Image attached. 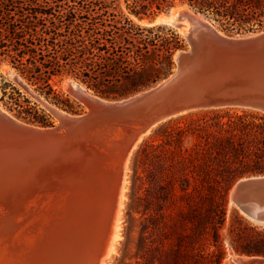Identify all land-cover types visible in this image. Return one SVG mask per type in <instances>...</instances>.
<instances>
[{
    "label": "trees",
    "instance_id": "1",
    "mask_svg": "<svg viewBox=\"0 0 264 264\" xmlns=\"http://www.w3.org/2000/svg\"><path fill=\"white\" fill-rule=\"evenodd\" d=\"M177 4L225 32L264 24V0H0V66L46 96H62L51 81L71 76L101 96L126 97L166 77L186 46L172 26L132 17ZM0 91L9 112L44 124L47 114L2 74ZM133 171L129 215L148 221L150 233L158 216L171 219L173 233L163 227L159 235L173 237L172 264H222L225 243L237 254L264 256V227L234 207L227 215L231 185L264 174V113L224 107L170 118L140 143Z\"/></svg>",
    "mask_w": 264,
    "mask_h": 264
},
{
    "label": "water",
    "instance_id": "2",
    "mask_svg": "<svg viewBox=\"0 0 264 264\" xmlns=\"http://www.w3.org/2000/svg\"><path fill=\"white\" fill-rule=\"evenodd\" d=\"M182 6L187 9L183 15L189 18L186 30L177 21V11L146 21L147 25L182 29L187 43L174 54L171 73L154 85L119 100H107L89 93L80 83L77 87L69 83L68 92L85 104L87 111L69 114L46 105L59 117L58 123L50 126L27 124L0 109V188L15 184L24 187L41 178L43 196L68 181L76 186L87 183L89 188L97 176H102L104 188L112 187L108 197L111 208L123 156L152 125L199 109L232 107L264 113V30L230 36L216 29L202 13L187 4ZM117 157L123 159L118 162ZM110 160L118 162L111 174L107 171ZM67 168L73 171L67 174ZM101 172L105 173L99 175ZM227 199L247 220L263 224L264 174L237 179ZM40 204L41 199L31 213L16 214L10 231L24 227L40 211ZM109 218L108 212L106 229ZM104 237L96 241L87 264L97 263ZM9 241L6 259H11L21 243L18 237ZM235 261L264 264V256L242 254Z\"/></svg>",
    "mask_w": 264,
    "mask_h": 264
},
{
    "label": "bare ground",
    "instance_id": "3",
    "mask_svg": "<svg viewBox=\"0 0 264 264\" xmlns=\"http://www.w3.org/2000/svg\"><path fill=\"white\" fill-rule=\"evenodd\" d=\"M185 10H187L186 6H181L175 7L171 12H178L177 21L184 26V30L189 26V18L183 15ZM5 72L13 76L16 81L22 82L20 77L9 67L5 68ZM69 83L74 87L80 85L73 80H70L68 85ZM1 111L4 112L2 109ZM151 127L149 128L151 129ZM148 129L141 134L142 137L146 131L148 132ZM123 157L126 159L127 154ZM116 160L121 161L118 157ZM126 161L128 162V160ZM66 171L69 174L73 170L67 168L64 172ZM104 173L101 172L99 175ZM34 179L24 187L15 184L4 189L0 188V241L9 243V239L16 240L17 237L21 241L11 259L5 260V264H87L91 257L90 251L96 246V244L92 246L90 244L89 254L86 255L85 249L89 240H92L93 228L97 239L102 238L106 232L104 216L107 207L104 205V201L107 200L105 204H108L109 195L104 188V178L97 176L89 188L87 183L83 186H76L68 181L69 183L66 185H59L57 191L49 189L43 193V196L40 189L41 178ZM40 199L43 201V207L35 213L36 215L34 214L35 217L30 219L19 231L11 232L10 224L17 217L16 214L31 213ZM99 204L103 205L100 210ZM90 206L96 208H89ZM96 209L100 212L101 224H96L94 220ZM27 233L30 234L26 235ZM234 259L236 260L237 257Z\"/></svg>",
    "mask_w": 264,
    "mask_h": 264
},
{
    "label": "rangeland",
    "instance_id": "4",
    "mask_svg": "<svg viewBox=\"0 0 264 264\" xmlns=\"http://www.w3.org/2000/svg\"><path fill=\"white\" fill-rule=\"evenodd\" d=\"M184 4H177L167 10L160 11L156 13L154 16L157 15H162L166 12L171 11L175 7H181ZM150 17V18H152ZM133 20L141 25H147L146 21L150 18H143V19H138L135 17H132ZM209 20V19H208ZM209 22L220 32L230 35V36H247L251 35L254 33H258L262 30H264V24L262 26H254L252 28H244V29H230L228 32H225L221 29H219L217 26H215L210 20ZM172 26V25H170ZM175 28L181 36L185 40V36L183 31L181 29L176 28L175 26H172ZM186 43V40H185ZM187 45V43H186ZM9 67L6 64H2L0 66V74H2L5 79L11 83H13L19 90L23 93L24 96H26L30 100V104L32 106H35L38 109H42L46 114L47 117L44 121V124H35V123H30L28 121L22 120L15 115H13L11 112H9L4 106L3 102L0 101V108L12 115L13 117L17 118L18 120L25 122L27 124L35 125V126H50L58 123V120L56 116L48 109V107L45 105V103H48V105H51L52 107H55L59 110L65 111L69 114H81L87 111V106L83 104L81 101L73 97L67 90L68 87V82L70 80H74L77 83H80L84 88H86L89 93L98 96L103 99L107 100H119L125 97H104L96 93L92 88L88 87L86 83L81 82L80 80L74 79L71 76L67 77H55L51 83L53 85V89H55L58 94H62V96L58 97L54 95H49L46 96L43 93H40V91H37L36 87L34 85H30L27 83L25 79H23L21 76L20 78L22 79V82L16 81V79L8 75L5 72V68ZM10 70L14 71L9 67ZM173 70V67H172ZM171 70V71H172ZM170 71V73H171ZM159 82V81H158ZM144 90V89H143ZM141 91V90H140ZM139 92V91H138ZM136 93V92H135ZM134 94V93H133ZM132 95V94H130ZM128 95V96H130ZM0 96H1V91H0ZM126 96V97H128ZM68 98L70 103L65 105L64 103H61L58 101V99H64ZM69 105V106H68ZM230 108V107H229ZM232 108V107H231ZM235 109H240V108H235ZM199 110H206V109H199ZM199 110H193L189 112H197ZM250 110V109H248ZM255 111V110H254ZM187 113V112H186ZM184 114V113H182ZM176 115L171 118H175L180 116ZM170 119V118H169ZM168 120V119H166ZM164 120V121H166ZM156 123L151 127V129H148V132H145V135L140 136L138 141L134 144L130 152L128 153L126 159L122 160L121 164L119 165V178H118V184L116 185V189L114 191V202L113 206L110 208L109 203L110 199H108V204H105L107 202L104 201V205H106L107 210L104 216L105 219V225L108 217V212L110 215L108 225L106 232L104 234V241L102 243L101 250L99 251V255L97 258V263L96 264H172V251H173V237L170 235L168 238H161L160 237V231L163 229V227L169 231V233H173V226H172V221L169 217L164 215V217H157V225H155V231L154 232H149L148 226L150 224L148 221L141 219L139 220V214L133 213L132 217L129 215V203H130V197L133 195V156L134 152L140 145V143L146 139L153 131L160 125L162 122ZM135 148V149H134ZM132 152V153H131ZM128 160V162L126 161ZM118 163L114 160H110L107 171L109 174L114 173L115 170L117 169L116 166ZM252 175H257V174H252ZM250 176V175H247ZM245 177V176H243ZM242 178V177H240ZM239 179V178H238ZM133 187V188H132ZM110 190L107 191V190ZM105 190L108 193H111L112 187H107L105 186ZM228 200V199H227ZM121 202V204H120ZM99 210L101 207H103L102 204H99ZM43 207V201H41L40 208ZM234 206L228 201V211L227 215L230 214L231 209ZM89 208H96L90 206ZM235 208V207H234ZM98 209H96L95 212V218L94 220L96 221V224H101V219H99L100 212ZM247 220V219H246ZM100 221V223H99ZM166 222V225H164V222ZM249 221V220H247ZM250 222V221H249ZM253 223V222H251ZM257 225H261L264 227L263 224H258V223H253ZM92 240H89V244L87 248L85 249L86 255L89 254V247L94 245L96 243L97 236L94 234V228H93V234L91 236ZM91 244V246H89ZM226 247V255L224 259L222 260V264H237L235 261V257H238L242 254H237L233 252L227 243H225ZM9 244L8 242H3L0 244V264L1 262L5 261V259L9 255Z\"/></svg>",
    "mask_w": 264,
    "mask_h": 264
}]
</instances>
